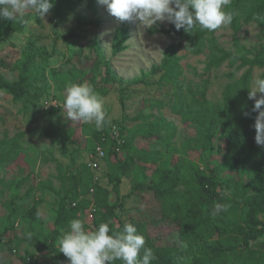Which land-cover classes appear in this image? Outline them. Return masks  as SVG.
<instances>
[{
    "label": "trees",
    "instance_id": "16d2710c",
    "mask_svg": "<svg viewBox=\"0 0 264 264\" xmlns=\"http://www.w3.org/2000/svg\"><path fill=\"white\" fill-rule=\"evenodd\" d=\"M86 1L92 8L96 7L97 0ZM52 2L51 10L59 14L63 9L72 8L74 0ZM225 10L233 13L232 23L227 26L233 32L235 50L227 49L219 42L217 30H201L197 25L186 32L183 28L176 30L171 23L168 27L161 26L153 30L173 40L164 51L161 62L154 64L149 71L142 70L140 76L128 82L115 73L98 40L90 41V47L97 56L91 72L95 92L107 95L113 85L120 83L124 94L128 87L151 85L157 75L160 77L156 82L161 87L169 84L176 86L177 99L172 103V112L181 117L185 128L190 125L196 128V133L186 138L182 149L185 153L199 150L200 160L188 159L183 154L179 161L172 162L170 156L161 149L134 145L135 139L142 136L164 141L168 144L167 151L174 149L173 139L177 135V128L161 113L132 118L133 121H141L135 131L130 132V136L126 126L108 117L100 130L95 125L83 123L77 132L87 136L88 151L93 152L97 142H102L106 147L102 162L107 166L111 188L96 179L88 161L71 166L68 175L61 170V174L69 180L64 194L44 181L40 182L42 191L51 189L61 196L56 227L47 232L40 219L43 199L40 198L29 207L22 206L17 203L20 198L17 189L23 180L14 185L11 180L6 183L4 178H0V184L6 183L7 189L12 191L10 199L4 203L8 214L4 225L0 227V264H3L1 253L12 250L13 244L19 247L21 243L27 244L23 264H31L37 252H47L64 260L65 255L59 252V240L69 230L70 222L73 219L82 220V215L91 205L95 208L89 223L93 225L91 231L101 222L109 223L110 229L114 231H122L125 223L134 224L145 238V247L153 251L151 264H264V240L261 239L264 238V147L255 142L256 130L253 125L258 113L252 110L254 100L248 97L255 69L261 71L259 76H264V47H247L238 36L245 25L254 23L264 37V0H231ZM27 15L14 21L3 19L0 22V36L7 30L22 31L29 20ZM79 23L95 28L101 25L98 18L85 15L79 17ZM130 37L129 24L117 26L113 35L112 54L126 51ZM182 47L194 55L207 54V71L219 69L225 63L232 69L226 74L231 81L225 85L221 101L215 103L208 98V80L201 83L179 82L181 78H186L178 53ZM37 53L43 55L42 51L38 50ZM35 56L29 55L22 62L18 80L9 81L0 73V90L12 94L15 101L23 100L24 108L39 100L47 83L45 70L35 64ZM82 72V69L74 68L68 70L65 76L60 73V76H64V81H67L69 76L78 79ZM240 72L241 75L237 77ZM80 79L77 82L82 83L83 78ZM40 82L43 86H39ZM158 107H163V104ZM57 110V107L51 109L52 112ZM114 124L126 139L119 152L107 147L108 143L117 145V141L109 135ZM25 135V132H19L0 138V171L23 154ZM104 137L107 143L103 142ZM53 159L61 169L62 163ZM201 163L205 168L201 167ZM151 164H155V168L152 175L148 176L145 169ZM129 174L133 175L134 188L140 191L143 203L150 197L151 202L159 205L160 220L151 222L134 214L130 218L118 216L117 210L125 207L127 198L123 200L120 188L123 177ZM5 192L4 188H0V200L6 196ZM112 192L115 193L114 198H111ZM216 204L223 205L225 210L213 215ZM117 217L118 225L113 222ZM18 220L27 224L22 238L8 235L15 229ZM163 224L164 239L160 240L152 230L161 228ZM84 226L85 229L89 227L87 224ZM28 234H31V238ZM256 241L258 245H253ZM143 251L141 249V257ZM112 264L122 262L116 260Z\"/></svg>",
    "mask_w": 264,
    "mask_h": 264
},
{
    "label": "rangeland",
    "instance_id": "374dc122",
    "mask_svg": "<svg viewBox=\"0 0 264 264\" xmlns=\"http://www.w3.org/2000/svg\"><path fill=\"white\" fill-rule=\"evenodd\" d=\"M26 13L29 20L22 31L7 30L0 36V73L9 81L18 80L22 72V62L29 55L35 54V64L42 66L45 70L47 83L44 85L43 95L27 108H24L23 100L15 101L12 94L0 90V138L6 135L13 136L19 132L26 133L23 139V154L16 162L1 168L0 178H4L6 183H10L11 180L14 185L23 180L17 189L20 196L17 203L22 206L29 207L40 198L43 199L40 205V219L45 230L49 232L56 227L55 221L61 196L51 189L42 191L39 187L40 182L44 181L48 186H52L64 194L69 180L61 174V170L62 173L68 175L71 166L87 162L91 154L86 147L87 136L81 134L80 131L77 132V128L81 127L83 123L68 120L63 108L65 91L69 84L79 83L77 81L83 78L82 83L93 87L91 72L97 56L90 47V41L98 40L115 73L124 82H128L140 76L142 70L149 71L154 64H159L164 51L173 40L162 33L153 32L154 29L161 26L168 27L171 22L158 20L151 26H146L139 21H120L111 15L105 6L99 4L98 0L95 8H92L86 0L83 2L74 0L72 8L63 9L59 14L50 10L43 18L37 16L32 10H28ZM81 15L94 16L101 21V25L96 28L83 26L79 23ZM2 20L0 19V22ZM122 23L130 25L131 37L127 43L128 48L118 55H113L114 31ZM216 36L224 47L235 50L233 32L228 26L218 29ZM238 36L247 47H264V37L260 28L254 23L245 25ZM38 50L42 51L43 55H39ZM178 53L182 58L186 77L181 78L179 82L201 83L208 80V98L215 103L221 101L224 87L231 81L226 76L232 70L228 64L225 63L219 69L207 71V54L194 55L184 47ZM74 68L82 69L83 74L78 79L69 76L67 81H64L63 77L66 72ZM260 72L256 68L254 76H259ZM60 73L64 76H60ZM159 77V75L155 76L149 86L128 87L124 94L121 92L120 83L113 85L107 95H102L97 91L96 93L103 98V110L106 117L126 126L130 136V132L135 131L137 124L141 121H133L132 118L150 113L155 115L161 113L177 128V135L173 139L174 149L167 151L168 144L164 141L142 136L135 139L134 145L149 149H161L170 156L172 162L179 161L183 154L188 159L199 161L201 153L199 150L193 149L185 153L182 149L186 138L195 134L196 128L191 125L185 128L181 117L172 112V103L177 99V88L171 84L161 87L156 82ZM39 86H43L42 82L39 83ZM259 95L261 94L258 93L257 96ZM159 104H163V107L159 108ZM52 107H57L58 110L52 112ZM126 118L127 120H125ZM53 158L62 163L61 169ZM201 167L205 168V165L201 163ZM154 168L155 164L149 165L145 169V174L151 176ZM94 173L102 184L111 188L105 163L99 169L94 170ZM6 183L0 184V188L6 190V196L0 200V227L4 225L5 217L8 214L4 203L10 199L12 193L7 189ZM120 195L123 200L127 198L125 207L117 210L118 216L130 218L134 214L138 218L150 219L148 221L151 222L161 219L158 214V204L151 202L150 197L145 203L140 199V191L134 188L132 174L123 177ZM114 197L115 193L112 192L111 198ZM90 212H92L91 206L82 215V221L89 226L86 229L89 231H91V227L93 228V225H89ZM118 218L113 220L116 225H118ZM262 219L264 220V215H262ZM164 227L163 224L162 229L159 227L152 230L156 238L164 239L162 237ZM26 229L27 224L18 220L15 229L8 235L22 238ZM261 239L264 240V238ZM253 245H258V241ZM26 248L27 244L25 243H21L19 247L13 244L12 250L1 253L3 264H23ZM30 250L34 249L30 248ZM64 258L63 260L47 252H37L36 257L30 263L69 264L68 258L66 256Z\"/></svg>",
    "mask_w": 264,
    "mask_h": 264
},
{
    "label": "clouds",
    "instance_id": "9594fccd",
    "mask_svg": "<svg viewBox=\"0 0 264 264\" xmlns=\"http://www.w3.org/2000/svg\"><path fill=\"white\" fill-rule=\"evenodd\" d=\"M98 3L120 21H139L151 26L158 20H167L176 30L183 28L186 32L197 25L201 30L216 31L233 20V13L225 10L231 0H98ZM52 8V0H0V19L14 21L24 17L28 10L43 18ZM258 93L261 95L257 96ZM248 97L254 100L252 110L258 113L253 125L255 142L264 147V76L253 77ZM103 103V98L87 83L66 87L63 108L70 121L102 129L106 122ZM224 210L223 205L216 204L212 214ZM59 252L68 258L69 264H112L116 260L122 264H151L154 259L152 249L145 247V238L134 224L125 223L122 231H114L109 223L101 222L89 231L81 219L70 222L69 230L59 240Z\"/></svg>",
    "mask_w": 264,
    "mask_h": 264
},
{
    "label": "built area",
    "instance_id": "2783aa9c",
    "mask_svg": "<svg viewBox=\"0 0 264 264\" xmlns=\"http://www.w3.org/2000/svg\"><path fill=\"white\" fill-rule=\"evenodd\" d=\"M109 135L113 140L117 141V145H113L111 143L107 144L108 149H113L117 152L121 151L122 145L126 142L125 137L121 135L120 128L117 125H113L109 130ZM103 142L107 143L108 140L103 138ZM106 156V147L102 142H97L95 146V150L91 152L88 165L92 170L98 169L100 167V163L103 161L104 157ZM97 179V177H96ZM93 192V189L91 190ZM74 203L73 205H75ZM92 212H90L89 218H92L93 212L95 211V208L92 207Z\"/></svg>",
    "mask_w": 264,
    "mask_h": 264
}]
</instances>
